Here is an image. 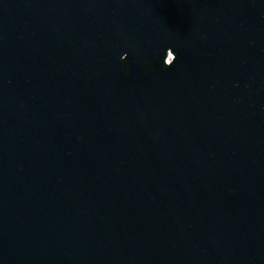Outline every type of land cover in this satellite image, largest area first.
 <instances>
[{
    "label": "water",
    "instance_id": "1",
    "mask_svg": "<svg viewBox=\"0 0 264 264\" xmlns=\"http://www.w3.org/2000/svg\"><path fill=\"white\" fill-rule=\"evenodd\" d=\"M0 264H264V0H0Z\"/></svg>",
    "mask_w": 264,
    "mask_h": 264
},
{
    "label": "clouds",
    "instance_id": "2",
    "mask_svg": "<svg viewBox=\"0 0 264 264\" xmlns=\"http://www.w3.org/2000/svg\"><path fill=\"white\" fill-rule=\"evenodd\" d=\"M168 48H172V49H175L176 50V52H177V56H176V59L173 61V63L172 64H170V65H168L167 64V66L165 67L164 66V64L162 63V67L164 68V69H167V68H169V67H171L173 64H174V62L178 59V53H179V49H176V48H174V47H171V46H169ZM168 48H166V49H168ZM124 55V54H123ZM122 61V60H121ZM122 65H123V69L125 68V64H124V61H122Z\"/></svg>",
    "mask_w": 264,
    "mask_h": 264
},
{
    "label": "rangeland",
    "instance_id": "3",
    "mask_svg": "<svg viewBox=\"0 0 264 264\" xmlns=\"http://www.w3.org/2000/svg\"><path fill=\"white\" fill-rule=\"evenodd\" d=\"M171 56H172V54L170 53V54H169V57H171Z\"/></svg>",
    "mask_w": 264,
    "mask_h": 264
}]
</instances>
